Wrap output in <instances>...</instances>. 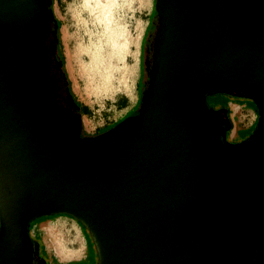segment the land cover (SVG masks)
<instances>
[{"label": "water", "instance_id": "95a60500", "mask_svg": "<svg viewBox=\"0 0 264 264\" xmlns=\"http://www.w3.org/2000/svg\"><path fill=\"white\" fill-rule=\"evenodd\" d=\"M155 10L138 114L94 136L79 137L78 116L43 119L17 88L39 81L29 50L0 70V264H28L27 224L51 214L86 227L98 264H264V113L258 133L230 147L205 104L240 96L225 90L236 87L261 91L264 105V0H157ZM44 14L41 0H0V26L14 33Z\"/></svg>", "mask_w": 264, "mask_h": 264}, {"label": "rangeland", "instance_id": "374dc122", "mask_svg": "<svg viewBox=\"0 0 264 264\" xmlns=\"http://www.w3.org/2000/svg\"><path fill=\"white\" fill-rule=\"evenodd\" d=\"M156 1L57 0V5H55L54 0H51L52 14L58 22L57 48L69 90L76 100L81 103L86 101L89 104L88 120L91 125L87 128L85 122H81V131L86 136H94L97 131L103 132L106 127L111 125L103 127L105 125L96 123L101 117L97 111H102L99 108L106 96H110L114 90L132 92L136 73L133 63L135 47L140 32L145 26L141 38L140 74L136 83L138 90L144 76L142 73L144 53L142 42L147 25L151 20L150 13L155 8ZM102 16L110 18V21L107 22L108 29L104 28ZM96 53H99L100 57ZM220 95L224 94L211 93L206 96L205 101L207 103L215 102ZM100 113L102 114V112ZM94 126L100 127L94 129ZM248 134L249 132H241L238 137L243 139ZM85 231L75 218L67 214L43 216L32 223L28 229L30 236L37 238L41 245L43 243L44 250L42 249L40 253L46 258V261L53 262L50 254L55 255L56 251L58 259L62 261L82 256L84 240H86L88 245L86 264H98L95 242L88 231L86 233ZM54 233L58 234L62 241L64 236V243L60 245L62 249L57 247V240L56 243L51 242V235ZM64 245L65 248H63ZM69 250H74L75 253L68 252Z\"/></svg>", "mask_w": 264, "mask_h": 264}, {"label": "flooded vegetation", "instance_id": "af4514ba", "mask_svg": "<svg viewBox=\"0 0 264 264\" xmlns=\"http://www.w3.org/2000/svg\"><path fill=\"white\" fill-rule=\"evenodd\" d=\"M41 2L42 6L45 9V14L40 19V16L37 15L36 17H33L32 22L35 21L36 23V20L39 19L38 24H33V22V25L29 27L28 30L14 33L12 32L9 23H3L0 26V49H3L4 47L6 49L5 56L2 57L0 62V70L6 71V69H8L7 65L12 62H17L18 58L26 56V50H29L33 54V56L36 57V59H40L42 65L38 84L34 87L33 90L29 91V102L33 103L34 106L38 108V110L40 111V116H42L43 119L51 112L78 116L80 134V114L82 108L79 102H77L71 95L68 81L62 68V62L59 57L57 48V24L52 14L51 3H48V0H41ZM155 21H158L157 18L155 19ZM25 24L26 26H30V23ZM154 35V33H150L149 41H147V46L145 47V49L143 48L144 53L142 58V73L144 74V76L142 80V92L146 91L150 85V77L154 64ZM7 37H10L12 39V43L7 42ZM5 65L6 68H4ZM15 79L16 78H12L11 80L16 83ZM18 81L19 82L17 84V88L21 90L25 85L23 83L24 80H22V78H18ZM225 90L231 93H238L240 95L233 96L223 93L231 96L233 99H244L250 101L252 105L254 103L253 106L256 112V118L253 127L245 138L235 141L230 140L228 138V132L231 128V120L227 109L222 106L213 107L210 105L207 107L211 109L209 111L208 127L209 130L212 133L218 135L220 139L223 132L226 143H229L230 147L240 146L244 142H246L252 135L258 133L257 128L259 126L262 114L264 113V105L262 102L263 96L261 91L256 89H253L252 92H247L236 87H227L225 88ZM137 114L138 110L131 115ZM260 204L261 208L259 213V220L262 222V226L264 227V200L261 201ZM88 234H90L89 231ZM40 252L41 251L38 249L37 245L31 243L28 264H45V257ZM96 260H98V258Z\"/></svg>", "mask_w": 264, "mask_h": 264}, {"label": "crops", "instance_id": "0c3cea01", "mask_svg": "<svg viewBox=\"0 0 264 264\" xmlns=\"http://www.w3.org/2000/svg\"><path fill=\"white\" fill-rule=\"evenodd\" d=\"M54 4L57 5V0H54ZM56 19L57 16L55 15ZM147 23V22H146ZM143 27L142 31L140 32L136 47H135V58L133 60V63L136 68L135 78L133 81V90L132 92L128 93L124 90H114L113 93L110 96H106L103 100V104H101L102 109L97 111L98 114L101 115L99 121H96L97 125H105L103 127H106V125H110L106 127H111L115 123L119 122L120 120L124 119L129 115L130 113H133L139 104V87L138 90L136 83L138 82L139 77V60H140V50H141V38L144 32ZM71 92V91H70ZM73 96V94L71 93ZM219 99L215 102H208L210 106L213 107H225L229 113V117L231 120V128L228 132V138L230 140H238L240 139L238 137V134L241 132H249L251 128L253 127L255 118H256V112L254 109V106L250 101L244 100V99H233L232 97L224 94L218 96ZM73 98L76 100V98L73 96ZM79 102L78 100H76ZM81 105V114H80V124L82 121L85 122V127L89 128L91 123L88 120V116L90 114V108L88 102H79ZM102 112V114L100 113ZM100 126H94V129L99 128ZM103 131V130H102ZM101 131H97L96 133H100ZM43 246V243L42 245ZM84 254L82 256H77L74 258H69L65 261L58 259V252H55V255H51V259H53V262H50L49 260L46 261L47 264H86L87 260V241L84 240ZM44 250V247L42 248ZM68 252L75 253L74 250H69ZM48 259V258H47ZM46 260V258H45Z\"/></svg>", "mask_w": 264, "mask_h": 264}, {"label": "trees", "instance_id": "16d2710c", "mask_svg": "<svg viewBox=\"0 0 264 264\" xmlns=\"http://www.w3.org/2000/svg\"><path fill=\"white\" fill-rule=\"evenodd\" d=\"M158 13L156 12V10H155V8H153L152 9V11H151V13H150V22H149V24L147 25V28H146V31H145V36H144V38H143V42H142V44H143V48L145 49V47L147 46V41H149V36H150V33H156L155 31L158 29V21H155V19L157 18V20H158ZM56 21V24H57V28H58V22H57V20H55ZM155 36V35H154ZM59 57H60V55H59ZM61 59V58H60ZM139 95H141V92H142V81H141V83L139 84ZM140 103H141V101H140V97H139V104H138V107L136 108V110L135 111H137L138 109H139V107H140ZM205 104H206V106L208 107L209 106V104L205 101ZM134 111V112H135ZM133 112V113H134ZM130 116H135V115H130ZM79 137L80 138H84V137H88V136H86L82 131L80 132V134H79ZM58 215H60V214H58ZM43 216H40V217H36V218H34V219H32V220H30L29 222H28V224H27V231H28V229H29V227H30V225L32 224V223H34V222H36L37 220H39L40 218H42ZM81 226H82V228L83 229H85V230H87L86 229V227L80 222V221H78V220H76ZM28 235H29V233H28ZM29 239H30V242L31 243H33V244H35V245H37V247H38V249L42 252V246H41V243L38 241V239L37 238H33L32 236H30L29 235ZM45 262V261H44ZM45 264H47V263H45Z\"/></svg>", "mask_w": 264, "mask_h": 264}, {"label": "bare ground", "instance_id": "6f19581e", "mask_svg": "<svg viewBox=\"0 0 264 264\" xmlns=\"http://www.w3.org/2000/svg\"><path fill=\"white\" fill-rule=\"evenodd\" d=\"M92 3V2H91ZM33 17H36V15H34V16H32V18H30L26 23L28 24V23H30V25H32V23L34 22H32V20H33ZM103 17V16H102ZM104 18V17H103ZM114 18V17H113ZM112 19V18H111ZM115 19V18H114ZM103 21H104V28L105 29H108L109 28V26H108V24H107V22L108 21H110V18H108V17H105L104 19H103ZM113 21V20H112ZM122 23V22H121ZM120 23V24H121ZM123 26V25H122ZM111 27V26H110ZM125 27V26H124ZM123 27V28H124ZM111 30V29H110ZM123 30V29H122ZM105 31V30H104ZM114 32V31H113ZM121 32V31H120ZM122 33V32H121ZM107 34V33H106ZM121 36V35H120ZM119 36V37H120ZM109 37H111V36H109ZM122 37V36H121ZM107 39V38H106ZM98 40V39H97ZM115 40V39H114ZM117 40V39H116ZM103 41V40H102ZM108 42V41H107ZM112 43V42H111ZM115 45V44H114ZM116 46V45H115ZM112 48H113V46H112ZM120 49V48H119ZM119 53V52H118ZM96 54H98V57H100L99 56V53H96ZM116 55V54H115ZM97 56V55H96ZM23 83L25 84L24 85V87L21 89V90H24V91H26L27 93L30 91V90H32L35 86H36V79H31V80H27V81H23ZM62 226V225H61ZM49 233V232H48ZM47 235H49V234H47ZM52 236V238H51V242L52 243H56V240L58 241V244H57V247H59L60 249H62V247H60V245L61 244H63L64 242V236H63V241L59 238V235L58 234H55L54 233V235H51ZM63 248H65V245L63 246Z\"/></svg>", "mask_w": 264, "mask_h": 264}]
</instances>
